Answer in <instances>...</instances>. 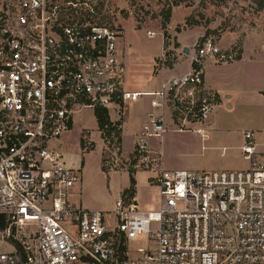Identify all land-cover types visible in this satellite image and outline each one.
<instances>
[{
    "label": "built area",
    "instance_id": "built-area-1",
    "mask_svg": "<svg viewBox=\"0 0 264 264\" xmlns=\"http://www.w3.org/2000/svg\"><path fill=\"white\" fill-rule=\"evenodd\" d=\"M107 3L0 0V264H264V149L255 132L244 133V169L163 168L150 145L169 130L166 110L178 131L209 120L217 95L205 87L207 62L233 61L238 50L203 34L183 49L188 71L129 90L120 30L103 21ZM173 51L163 48L162 67L177 60ZM146 97L151 109L132 154L110 150L107 162L114 170L121 156L130 169L156 171L158 207L134 196L108 211L74 204L82 169L57 143L75 114L118 113ZM137 240L145 246L132 255Z\"/></svg>",
    "mask_w": 264,
    "mask_h": 264
},
{
    "label": "rangeland",
    "instance_id": "rangeland-1",
    "mask_svg": "<svg viewBox=\"0 0 264 264\" xmlns=\"http://www.w3.org/2000/svg\"><path fill=\"white\" fill-rule=\"evenodd\" d=\"M263 2L264 0H108V10L112 13L107 14L103 21L114 27L117 26L120 30V46L127 63L126 88L134 91L147 90L149 86L154 85V82H159V80L154 81L152 76L162 67L163 48H174L173 52L177 59L178 50H181L180 54L183 56V46L192 48L195 39L203 34L216 36L219 40L226 33L232 35L238 32L235 47L240 45L244 34H261L264 37ZM168 10L171 14L170 20L165 24ZM149 29L156 30L157 34L149 37L147 35ZM181 62L183 67V57ZM184 65H187V58ZM146 100L149 101V98L120 107L118 113L111 109V120L121 123L118 125L122 130L119 135L115 133L110 135L107 130H99L94 110L86 108L75 114L72 130L57 143L68 164H76L79 159L81 164L82 159H85L88 166L84 170V181H86L84 195L92 201L102 203L101 209L104 211L110 210L116 199L105 177L101 179V163L106 171L112 169L107 157L110 150L121 149L122 143H119L118 138L119 136L122 138V134L127 154L133 150L136 131L139 130L140 120L147 110ZM166 121L169 123V130L165 135L170 138V146L176 144L183 148V136L190 133L175 129L176 126L171 123L168 110H166ZM186 132L195 131L192 128ZM160 142L159 137L150 138V144H160ZM129 167V163L120 156L114 170H129ZM143 175L140 174L142 182ZM78 185L79 183L75 184L74 193L77 192ZM146 193L154 204L153 209L157 208L158 189L150 188L143 192L144 195ZM110 222L114 223L112 219ZM138 246L144 247L145 242L132 241L130 244L133 249L132 255H136L134 248Z\"/></svg>",
    "mask_w": 264,
    "mask_h": 264
},
{
    "label": "crops",
    "instance_id": "crops-1",
    "mask_svg": "<svg viewBox=\"0 0 264 264\" xmlns=\"http://www.w3.org/2000/svg\"><path fill=\"white\" fill-rule=\"evenodd\" d=\"M236 35H239L238 32L232 35L226 33L218 41L222 48L238 50L237 58L226 63L209 60L206 65L205 87L216 93L217 102L208 121L192 125L193 129L201 128L205 130V133L183 131V133H190L183 136V148L176 144L170 146V138L166 136V133L161 138L160 144H150L153 150L161 152L163 168L200 170L247 168L249 161L244 157L242 146L245 143L244 133L249 130L255 132L258 148L264 149V37L261 34H244L240 45L235 47L238 38ZM185 47L183 46V49ZM180 51L178 50L179 57L174 63L161 67L158 73L152 76L154 81L159 80V82H154L149 89L158 86L166 77L181 74L190 69L188 52L185 51L182 56ZM186 58L187 65H184ZM146 105L147 110L140 120L137 133L148 120L147 113L151 109L150 100H146ZM122 126L124 129V121ZM204 134L207 136L205 137ZM121 149L122 156L125 158L133 152L132 150L127 154L123 134ZM80 162L79 159L76 164H72L81 167L82 180L77 186V192L74 193L73 188L71 201L89 209L102 210V203L92 201L84 195L86 189L84 170L88 165L85 159L81 164ZM101 169V179L105 177L106 183L114 191L116 200L121 196L129 195L126 194V190L131 186L129 170L106 171L103 170L102 163ZM141 173L144 174L143 182ZM132 174L136 181L134 197L142 208L153 209L154 204L151 198L143 192L150 188L158 189L160 201L159 187L153 184L154 182L151 183L156 171L134 169Z\"/></svg>",
    "mask_w": 264,
    "mask_h": 264
},
{
    "label": "trees",
    "instance_id": "trees-1",
    "mask_svg": "<svg viewBox=\"0 0 264 264\" xmlns=\"http://www.w3.org/2000/svg\"><path fill=\"white\" fill-rule=\"evenodd\" d=\"M177 4V3H176ZM264 4V2H263ZM170 11L168 10L166 12V16H165V24L168 22V20H170ZM167 47V45H166ZM172 62H169V64H171ZM94 114L97 120V124H98V128L99 130H107V132L111 135L112 133H115L116 135H119L122 130H120L118 127V125H121V123L118 122H113L110 118V113L109 110L106 108H102V107H96L94 110ZM119 143H122V138L119 136ZM83 161V159H82ZM103 170H105L103 168ZM134 169H129L130 171V175H131V186L126 190V194H129L128 196H134L135 193V178L132 174Z\"/></svg>",
    "mask_w": 264,
    "mask_h": 264
},
{
    "label": "water",
    "instance_id": "water-1",
    "mask_svg": "<svg viewBox=\"0 0 264 264\" xmlns=\"http://www.w3.org/2000/svg\"><path fill=\"white\" fill-rule=\"evenodd\" d=\"M186 50H187V51H189V49H188V48H187Z\"/></svg>",
    "mask_w": 264,
    "mask_h": 264
}]
</instances>
